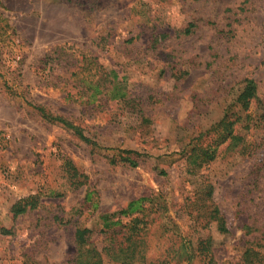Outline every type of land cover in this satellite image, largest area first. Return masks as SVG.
<instances>
[{"label": "rangeland", "instance_id": "374dc122", "mask_svg": "<svg viewBox=\"0 0 264 264\" xmlns=\"http://www.w3.org/2000/svg\"><path fill=\"white\" fill-rule=\"evenodd\" d=\"M0 1V264L29 258L76 264L77 224L94 231L102 251L125 241V228L102 231V216L125 224L131 217L121 211L144 196L156 219L147 236L150 255L211 236L217 264H237L246 239L242 225L264 222V106L253 104L249 112L259 125L242 130L246 144L259 146L254 155L222 149L191 175L182 150L200 126L221 118L246 78L257 81L264 103V0ZM188 16L197 21L194 31L177 34ZM159 31L170 37L152 50L146 37ZM89 59L124 77L136 104L148 101L143 114L133 103L107 97L81 103L79 79L89 77ZM37 105L79 125L95 146L44 119ZM125 149L145 154L138 166L121 159ZM67 159L85 174L86 185L70 184ZM201 181L213 184L230 232H219L215 221L202 228L191 218L187 206ZM29 194H39L41 204L14 217L12 205ZM103 256V264H119Z\"/></svg>", "mask_w": 264, "mask_h": 264}, {"label": "trees", "instance_id": "16d2710c", "mask_svg": "<svg viewBox=\"0 0 264 264\" xmlns=\"http://www.w3.org/2000/svg\"><path fill=\"white\" fill-rule=\"evenodd\" d=\"M196 26V19L188 16L181 23L177 34L189 35ZM169 37V31H159L149 35V39L147 36L146 43L149 48L156 50ZM136 39L137 37H132L128 42H134ZM95 58L97 59V56ZM86 65L85 70L88 71L89 77L83 76L79 79L81 86L78 93L81 97V103L91 105L103 97H107L111 100L124 101L126 104L133 103L135 108L140 107V110L142 109L143 114V105L148 101L136 104L137 99L131 96L132 92L129 90L124 77L119 79L115 69L105 71L95 59H89ZM100 68L103 70L101 74ZM254 103L264 106L260 99L257 81L253 78H246L237 97L225 108L221 118L214 121L206 129L200 126L197 136L182 150L186 157L188 174L197 175L203 167L210 165L219 157L222 149L242 156L248 155V157L257 152L259 146L246 144V135L242 133V130L248 131L259 125L255 122L252 113L249 112ZM36 108L44 119L62 123L64 126L73 129L82 140L95 146L96 142L87 136L79 125L62 115L51 113L42 105H37ZM263 117L261 118L264 120ZM144 120L149 121V118L144 116ZM143 155L145 154L133 149L121 150V159L128 162L132 167L139 165V159ZM65 166L72 186L79 188L87 184V177L80 172L72 160L67 159ZM256 169L260 171L261 166L257 165ZM199 186V189L195 188L197 190L192 194V201L187 206L193 221L202 228L210 227L211 223L215 221L219 232L224 234L230 232L227 215L214 200L213 184L201 181ZM92 195L93 191L88 190L85 201H91ZM151 201L150 197L146 196L132 199L121 211L125 216L131 217V220L125 224L121 219H112L110 215L102 216L104 221L102 231H114L118 227L121 230L125 228V241L116 244L111 242L103 248V251L93 242L94 231L85 225L77 224L74 232L75 252L72 262L76 264H103V253L106 252L112 260L119 264H193L194 259H198L202 264H217L211 236L206 239H198L196 243H186L182 240L179 244H170L158 255H150L147 236L150 232V225L154 224L156 220L150 218V214L147 213L146 205L149 202L151 204ZM40 204L39 194H29L19 198L12 205L10 213L14 217H18L31 212ZM92 206L97 208L98 201L92 202ZM157 206L159 209L165 207L160 204ZM54 219L60 220V217L56 216ZM197 224L195 225L197 226ZM242 229L245 231L246 239L242 244V252L237 264H264V222L261 224L244 223ZM10 232L11 230H4V233ZM24 264H40V262L29 258L24 261Z\"/></svg>", "mask_w": 264, "mask_h": 264}]
</instances>
